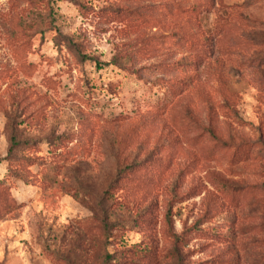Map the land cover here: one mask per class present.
Listing matches in <instances>:
<instances>
[{
    "label": "rangeland",
    "instance_id": "1",
    "mask_svg": "<svg viewBox=\"0 0 264 264\" xmlns=\"http://www.w3.org/2000/svg\"><path fill=\"white\" fill-rule=\"evenodd\" d=\"M0 264H264V0H0Z\"/></svg>",
    "mask_w": 264,
    "mask_h": 264
},
{
    "label": "trees",
    "instance_id": "2",
    "mask_svg": "<svg viewBox=\"0 0 264 264\" xmlns=\"http://www.w3.org/2000/svg\"><path fill=\"white\" fill-rule=\"evenodd\" d=\"M95 64L97 66V68H102V66H104L103 63H100L99 61H95ZM16 130L11 127L10 128V135H9V149H8V155L14 150L16 149L17 147H19L20 143L17 139V135H16Z\"/></svg>",
    "mask_w": 264,
    "mask_h": 264
}]
</instances>
